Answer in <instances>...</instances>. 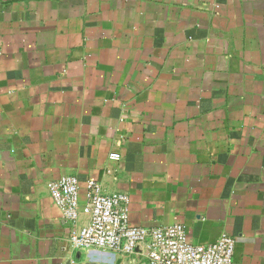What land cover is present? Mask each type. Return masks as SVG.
<instances>
[{"label": "crops", "instance_id": "1", "mask_svg": "<svg viewBox=\"0 0 264 264\" xmlns=\"http://www.w3.org/2000/svg\"><path fill=\"white\" fill-rule=\"evenodd\" d=\"M90 178L133 225L264 264V0H0V264H149L71 244Z\"/></svg>", "mask_w": 264, "mask_h": 264}, {"label": "built area", "instance_id": "2", "mask_svg": "<svg viewBox=\"0 0 264 264\" xmlns=\"http://www.w3.org/2000/svg\"><path fill=\"white\" fill-rule=\"evenodd\" d=\"M85 184L89 221L72 231L70 242L75 248H104L132 254L145 244L149 264H233L236 239L230 234L223 233L214 242L198 244L189 239L181 223L152 228L133 225L127 193H107L94 178L87 179ZM47 185L64 219L76 222L82 207L81 182L74 176H63Z\"/></svg>", "mask_w": 264, "mask_h": 264}]
</instances>
